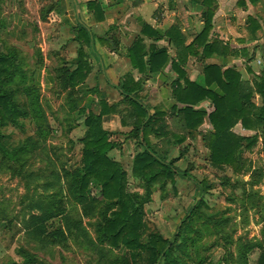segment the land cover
Segmentation results:
<instances>
[{
    "label": "trees",
    "instance_id": "1",
    "mask_svg": "<svg viewBox=\"0 0 264 264\" xmlns=\"http://www.w3.org/2000/svg\"><path fill=\"white\" fill-rule=\"evenodd\" d=\"M88 7L94 11L100 10L96 2H89ZM211 17L210 12L205 15V29L194 41V45L204 48L203 56L208 57L213 55L216 48V45L209 43L208 40L212 28ZM249 22L251 25L256 23L254 19H250ZM177 34L173 30L167 33V38L176 49L178 48L176 59H172L171 62L172 70L178 75L172 96L182 107H176V116L173 115L178 122V131L185 132L183 135L174 133L176 143L182 144L188 137L202 132L204 147L209 151L208 160L212 166L229 167L235 173H240L248 163L245 154L250 153L257 146L260 137L264 136V71L261 77L255 78L253 88L250 84L241 82L240 75L234 69L223 71L220 65H209L204 69V84L192 83L183 68L189 55L199 54L194 51L193 46L188 48L182 46L180 35ZM145 35L154 40L160 39L148 27L145 29ZM77 39L85 45L90 42L89 35L84 29L77 31ZM228 53L227 49L220 51L224 56ZM146 56H148L147 62L144 61ZM21 57V53L16 48L0 49V156L3 162H17L18 155L23 154L24 150L31 146L25 144L23 147L11 150L2 140L3 129L20 128L22 120L31 121L36 125L46 122L37 95L39 87L33 81L29 89L26 88L23 92L36 95H33L27 104L19 105L16 100V94L22 90L14 89L12 85L18 76L23 80L28 77ZM127 57L133 68L140 72L146 71V63L150 65L149 72L156 73L164 70L166 64L170 62L166 50L154 51L151 47L147 51L142 39L129 50ZM69 65L71 67L60 66L54 74L55 87L66 93L68 102L72 104L75 120H82V125L86 129L81 139L82 166L73 174L65 175L68 197H71L81 209L80 220L74 228L84 232L83 220L95 218L98 206L103 204L105 210L100 214L98 239L90 243L94 246L119 250L121 259L118 260V264H189L191 255L188 246L194 242L192 235L198 232L196 227L202 219L198 214L202 200L182 222L174 240L169 241L155 234H151L147 242L143 239L146 227L144 207L151 201L154 186L158 183L165 185L166 179L173 180L176 172L173 171L171 163L167 164L164 157L160 158L149 144V137L153 131L160 136L167 127L166 114L160 110L145 108L139 102L131 100L129 95L135 90L130 87L128 79L120 85L119 88L126 95L127 103L131 107V113L123 124L128 120L131 121L130 135L138 140L143 148L134 158L132 175L141 182L144 193H131L128 191L127 173L119 164L108 158L115 146L109 142V134L103 128V117L112 112L111 108L103 100L100 101L98 114L92 111L91 106L80 108L82 96L77 88L85 83L91 73L83 47L78 51L77 58ZM213 86L218 87V93L212 90ZM255 93L261 98V106H257L253 101ZM206 100L211 101L212 108L207 112L200 111L197 106ZM45 124L46 129L40 130V134L44 136L50 133L49 125ZM206 125L208 129L204 128ZM238 125L251 134L237 135L234 129ZM31 147L34 149L36 145ZM53 198L55 196L48 203L39 201L31 208V211H37L39 215H31L25 221V231L31 239L40 243L65 246L69 239L67 233L68 231L71 233V229L69 225L67 230L55 226V221L59 218L66 221L69 218L65 215L63 201L53 202ZM83 235L86 237L88 233L85 232ZM261 249L257 264H264V248ZM21 256L24 259L22 264H38L36 257L29 253L21 251ZM108 264L113 263L108 262Z\"/></svg>",
    "mask_w": 264,
    "mask_h": 264
},
{
    "label": "rangeland",
    "instance_id": "2",
    "mask_svg": "<svg viewBox=\"0 0 264 264\" xmlns=\"http://www.w3.org/2000/svg\"><path fill=\"white\" fill-rule=\"evenodd\" d=\"M37 56L39 58V52ZM21 58L23 67H28L25 69L28 77L23 80L18 76L12 85L22 90L16 94L19 105L27 104L36 95L23 92L32 83L30 66L35 59L29 60L23 54ZM60 66L61 63L52 70L56 72ZM65 94L57 87L48 93L38 89L46 122L39 126L22 120L20 128L8 127L1 131L3 142L11 150L25 144L36 147H27L19 154L20 162H3L0 156V264H22L21 251L35 256L38 264H118L121 259L119 250L90 243L98 239L100 214L105 210L103 204L98 206L95 218L83 220L84 232L74 228L80 220L81 209L68 197L65 175L73 174L82 166L81 139L85 129L82 120H75L72 104ZM253 101L261 106L259 95L254 94ZM45 123L50 133L44 136L40 130L46 129ZM237 131L235 127L234 132ZM202 134L190 136L189 142L197 147H179L173 155L175 159L169 155V149H156L160 158L171 163L176 172L173 180L166 179L165 185L154 186L151 201L144 207L143 239L147 242L148 237L155 234L174 240L182 222L202 200L198 210L202 219L196 227L198 232L192 235L194 242L188 246L189 264H257L264 248V136L260 135L257 146L245 154L248 161L245 169L235 173L229 167L212 166ZM125 168L129 173L128 191L143 194L141 182L131 174L132 165ZM53 196V202L63 201L65 215L69 218L55 221V226L67 230L69 225L71 229L65 246L40 243L25 231V221L31 215H39L31 208L39 201L48 203ZM85 232L88 236L83 237Z\"/></svg>",
    "mask_w": 264,
    "mask_h": 264
},
{
    "label": "crops",
    "instance_id": "3",
    "mask_svg": "<svg viewBox=\"0 0 264 264\" xmlns=\"http://www.w3.org/2000/svg\"><path fill=\"white\" fill-rule=\"evenodd\" d=\"M89 2L99 4L100 10H90ZM209 12L212 28L208 40L216 45L210 57L203 56L202 46L194 45L205 29V15ZM250 19L256 23L251 25ZM147 27L160 39L146 36ZM80 29L88 33L89 44L78 41ZM171 30L180 35L182 46H193L199 54L189 55L183 68L192 83L204 84V69L209 65H220L223 71L234 69L241 82L252 88L255 78L264 71V0H0V49L16 48L29 60L35 59L30 66L32 81L42 92L48 93L55 87L52 69L59 63L71 67L69 64L83 47L91 73L77 88L82 96L80 108L91 106L98 114L101 100L111 108L112 112L103 117V128L115 146L108 158L127 173V181L129 173L125 166H133L135 156L143 148L130 135L131 121L123 124L131 113L126 95L119 88L126 79L135 90L129 95L131 100L166 114L167 128L160 136L155 131L151 133V148L165 147L175 159L173 155L179 147H197L189 142L190 137L182 144L176 143L174 137L179 134L175 108L182 106L172 96L178 75L172 70L171 62L176 59L178 48L167 38ZM140 39L147 51L151 47L154 51H167L170 62L164 70L150 73L147 63L145 72L133 68L127 55ZM226 49L229 53L221 55L220 51ZM147 60L148 56L144 58ZM212 90L219 92L217 86ZM197 108L207 112L212 108L211 101L206 100ZM237 128V135L251 134L240 125Z\"/></svg>",
    "mask_w": 264,
    "mask_h": 264
}]
</instances>
